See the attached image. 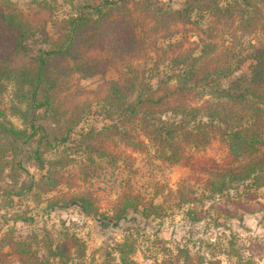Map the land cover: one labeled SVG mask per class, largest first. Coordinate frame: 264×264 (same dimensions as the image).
<instances>
[{"label":"trees","instance_id":"16d2710c","mask_svg":"<svg viewBox=\"0 0 264 264\" xmlns=\"http://www.w3.org/2000/svg\"><path fill=\"white\" fill-rule=\"evenodd\" d=\"M53 2L33 0L28 3L33 13H26L10 0H0V103L7 86L14 83L20 91L18 114L26 121L24 128H16L0 106L1 172L10 166L13 170L11 160L25 154V161L40 169L48 167L45 190L61 184L67 159L48 160L45 155L70 144L75 128L96 102L110 123L80 136L78 150L87 162L83 168L87 175V168L96 172L101 168L98 161L116 163L120 145L133 151L152 146L165 163L192 167L202 164L194 152L219 143L225 155L221 162L208 160L204 187L209 197L222 204L217 197L234 191L236 197L228 202L235 213L225 211L230 218L264 215V204L257 197L264 187V153H260L264 148V0H186L181 9L160 0H85L72 4L74 14L61 21H53ZM194 14L205 20L195 19ZM51 19L56 25L52 33L47 26ZM255 32L262 36L251 44L250 74L224 86L222 78L232 76L234 70L223 65L219 43L227 35L237 38ZM188 33L197 40H173ZM163 64L171 67L172 74L152 87L149 67L156 72ZM111 69L118 79L104 80L93 91L81 87L82 79ZM187 186L184 180L181 188ZM77 199L86 211L91 210L83 195ZM117 200L118 216L139 207L146 217L162 215L161 204L140 194L122 192ZM196 200V196L181 198L182 203ZM14 245H9V252L0 250V256H21L26 264H51L40 261L31 243ZM20 246L26 249H17ZM180 252L187 255L184 263L176 258L166 264H199L187 249ZM122 253L119 264H138L131 246L128 255ZM238 261L257 264L247 258Z\"/></svg>","mask_w":264,"mask_h":264},{"label":"rangeland","instance_id":"374dc122","mask_svg":"<svg viewBox=\"0 0 264 264\" xmlns=\"http://www.w3.org/2000/svg\"><path fill=\"white\" fill-rule=\"evenodd\" d=\"M26 13H33L28 3L33 0H10ZM52 1V0H50ZM53 21H61L74 14L72 4L85 0H54ZM166 6L181 9L186 0H160ZM264 10V7H263ZM194 18L205 20L194 14ZM52 19L48 20L50 33L56 31ZM262 34L227 35L219 43L220 55L225 67L234 70L232 76L222 78V84L228 86L236 77L250 74L251 44L258 42ZM197 40L193 33L177 35L173 40ZM264 39V37H263ZM220 54V53H219ZM148 82L152 87L172 74L168 64H163L155 72L149 67ZM119 74L111 69L106 74L82 79V88L93 91L104 80L118 79ZM79 83V82H78ZM91 96V97H90ZM88 97L93 98L89 94ZM20 91L14 83L7 86L1 97V109L7 119L16 128H24L26 121L18 114L21 106ZM110 122L101 108L93 102L81 123L75 128L72 140L66 147L46 153L48 160H66L61 172L65 180L51 189L44 181L48 178V167L40 169L35 162L22 156L11 160L12 167L0 169V250L9 252L14 243L32 244L42 262L51 264H119L122 252L134 249L132 258L138 264H166L179 258L181 263L187 259L180 249H187L194 262L199 264H240L239 258L253 259L264 264V215L245 213L242 220L230 218L225 212L234 215L229 198H235L231 191L228 197L216 196L222 204L214 203L205 190L204 183L209 175L210 160L221 162L225 150L214 143L206 150L194 152L202 164L191 166L170 165L159 158L155 148L149 146L146 151H133L120 145V159L98 161L97 172L87 168L79 148L81 134L95 128L100 129ZM33 146L29 147L33 148ZM110 149H114L113 145ZM260 153H264V148ZM259 153V154H260ZM71 158V159H69ZM7 159H11L8 153ZM22 163V166L19 165ZM204 163V164H203ZM22 167L26 171L22 170ZM20 169V170H18ZM187 181L189 186L181 188ZM193 190L195 195L193 194ZM241 191L243 189L241 188ZM122 192L140 194L161 204L162 215L146 217L142 207L130 208L118 216L117 199ZM84 196L89 211L77 197ZM193 197L192 203H182V196ZM258 201L264 204V187L257 192ZM194 211L195 214L189 213ZM242 212V211H240ZM130 213V222L122 221L120 226L112 228V222ZM16 248V247H15ZM17 249L25 250L20 246ZM57 251L59 255H51ZM68 252V253H67ZM0 264H26L25 258L0 256Z\"/></svg>","mask_w":264,"mask_h":264},{"label":"water","instance_id":"95a60500","mask_svg":"<svg viewBox=\"0 0 264 264\" xmlns=\"http://www.w3.org/2000/svg\"><path fill=\"white\" fill-rule=\"evenodd\" d=\"M130 213H127L125 216H123L122 218H120L118 221L116 222H112V228L115 229L116 227L120 226L121 222H130L131 219L129 218Z\"/></svg>","mask_w":264,"mask_h":264}]
</instances>
